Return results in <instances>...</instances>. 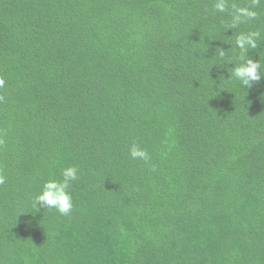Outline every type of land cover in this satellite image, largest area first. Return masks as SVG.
I'll list each match as a JSON object with an SVG mask.
<instances>
[{
	"label": "trees",
	"instance_id": "1",
	"mask_svg": "<svg viewBox=\"0 0 264 264\" xmlns=\"http://www.w3.org/2000/svg\"><path fill=\"white\" fill-rule=\"evenodd\" d=\"M215 2L0 0V264H264V78L228 80L264 0Z\"/></svg>",
	"mask_w": 264,
	"mask_h": 264
},
{
	"label": "clouds",
	"instance_id": "2",
	"mask_svg": "<svg viewBox=\"0 0 264 264\" xmlns=\"http://www.w3.org/2000/svg\"><path fill=\"white\" fill-rule=\"evenodd\" d=\"M216 12L225 13L228 11V0H216L214 4ZM231 15L230 28H236L239 24L245 23L249 20H254L257 17V12L249 8H238L233 5ZM259 32L240 33L236 37L235 45L239 49L240 63L233 65L228 72H230L228 80L234 79L238 82L240 87L250 88L253 82H259L264 78V65L261 64L260 59L254 60L248 56L250 49H256L257 40L259 39ZM226 51L220 50L216 55L220 58L225 56ZM4 81L0 80V86H3ZM129 154L133 160L139 159L144 162L150 160L149 153L133 145ZM62 180H48L46 181L39 194L33 200V207L36 211L46 209V211L55 209L60 215L68 216L73 208L72 197L67 191L70 183L75 181L78 177V169L74 166L66 167L61 171ZM5 182V177L0 175V184Z\"/></svg>",
	"mask_w": 264,
	"mask_h": 264
}]
</instances>
